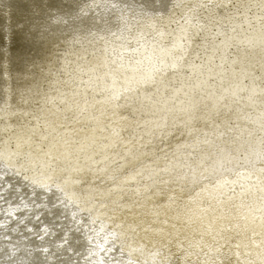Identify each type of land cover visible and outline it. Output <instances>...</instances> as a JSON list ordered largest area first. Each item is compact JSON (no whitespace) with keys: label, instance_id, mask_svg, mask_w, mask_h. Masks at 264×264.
<instances>
[{"label":"bare ground","instance_id":"1","mask_svg":"<svg viewBox=\"0 0 264 264\" xmlns=\"http://www.w3.org/2000/svg\"><path fill=\"white\" fill-rule=\"evenodd\" d=\"M197 1L165 0L164 6L171 13L184 7L177 23L205 10L222 24L229 23L227 10L230 17L238 8L241 18L248 8L256 14L252 23L240 18V29L207 25L201 43L207 54L182 47L179 54L162 53L161 42L144 33H129L134 0H30V10L22 0H0L9 13L0 28L20 25L11 21L21 19L23 11L42 12L26 20L33 45L2 49L9 60L0 63V186L5 185L0 198L24 196L26 206L0 225V264H128L133 259L132 264H169L172 249L180 264H264V167L257 165L264 166V12H259L264 0L201 7ZM15 4L22 13L10 9ZM216 26L219 32L212 35ZM121 30L126 44L118 42L119 47L112 32ZM184 33V41L193 36ZM129 43L135 47L124 49ZM211 69L214 77L207 74ZM78 122L98 124L89 139H96L95 153L40 164L43 156L33 150L37 140L51 143ZM227 126L241 131L223 136ZM210 137L218 143L216 152ZM198 140L202 148L193 154L192 141ZM26 153L33 162L22 174L14 168L24 164ZM40 170L48 175L46 183ZM25 177L35 182L33 188H27ZM99 195L110 210L144 200L142 209L130 210L137 213L131 223L124 222L160 227L154 230L156 240L171 246L159 254L141 239H127L130 230L121 236V246L107 242L110 231L102 233L88 220L100 218L90 214L91 198ZM41 232L44 238L38 240ZM39 241L44 250L36 247Z\"/></svg>","mask_w":264,"mask_h":264},{"label":"rangeland","instance_id":"2","mask_svg":"<svg viewBox=\"0 0 264 264\" xmlns=\"http://www.w3.org/2000/svg\"><path fill=\"white\" fill-rule=\"evenodd\" d=\"M28 1L30 2V0H26V1L22 0V2H27L28 3V7H29V10H30L31 9V6H30V3ZM212 1H213V3H212ZM219 1L221 2L222 0H203V2L201 0L200 1L198 0L197 2L199 4L201 3L200 4V7H201V6H206V5H208V6L209 5L210 6L218 5ZM19 2H20V0H19ZM1 3H0V13H1L0 14V19L7 18L6 16L9 13L5 10V7L3 5H1ZM164 3H165V0H134V5H135L134 8L135 9L129 14L130 17H131V19H132V23H134L133 24V30H130L129 33H131V32L133 34H135L136 32H138V34L144 33L145 34V37L147 39H150V37H152V38L158 40V42H161V44H162V47H161L162 53H164L166 51H175V53H177L179 51V54H180L181 47H182L185 50H188L190 52L192 51L191 53H194V52H197L198 53V51H199L200 54H207L204 50L203 51L201 50L202 47H204V45H202L201 43H203L204 42V38H206L205 29H207V25L208 26L209 25L212 26L213 23H214V25H216V23H219L220 22V24L222 26H224V25L227 26V27L237 26L240 29V23H238L239 20L243 19V21H247V23H252L253 16L256 14V12H255L256 10L253 11L251 8H248V14H247V16L245 18H244V16H242L243 18H241L240 17V13H239L240 12V8H238L237 12H235L236 14L234 13V16L230 17V13L227 10L225 12V15L224 16L225 17L226 16H229V18L226 19V20H228L229 23L223 21V24L225 23L223 25L222 24V21H219L216 18L214 19V22H213V20L210 19V16L213 15V13L211 11H209V10H205L204 11L203 10L204 12L200 11V12H198L199 14L194 12L195 14L192 15L191 18L185 19L182 23H177V22H175L176 20H178L177 19V13L180 12V11H182V9H184V7L181 6V5L180 6H177L176 7V9H177L176 12H172L171 13L170 12L171 9L170 8H167V6H164V5H166V3L165 4ZM138 4H140V5H138ZM239 4H240L239 2L233 3L234 7H237ZM188 5L190 7L192 6V4H190V3ZM18 7H19L18 4H15L14 6L11 5L10 9L11 10H14L15 13H22V11H19V9L17 10ZM250 10H251V12H250ZM184 11L185 10H183V12ZM192 11H194V10L192 9ZM46 12L47 11H45L44 13H46ZM259 12H260L261 15H263L261 12H264V11L261 10ZM36 13L37 12H35V11H34V13H30L31 18L29 19L30 16L28 14V10L27 11H23V16H22V14L20 15L21 16L20 17L21 19H19L18 21H16V23H15L14 20L11 21V22H13L12 24H18L19 23L20 25L17 26V25L5 24L7 26L4 25V26H2V28H0V39H2V42L0 41V63L1 64H2V62L4 63L5 60H9V57H7V58L5 57L7 53H5L6 52L5 50H2L3 47H4V49H6V48L9 49V48H14V47H12L14 44L15 45L20 44L19 45V47H20L22 44L30 43V41H31L30 39L31 38H29V37H31V33H33V31H32L33 29H31V26L30 27H27L26 26L27 25V21L26 20L27 19H29V20L35 19V18H37V15L39 17L40 16V13H42V12L39 11L37 14ZM165 15L166 16H169V18H167ZM25 16H27L26 19H25ZM206 16L209 17V18H207ZM0 22H2V21H0ZM196 27H199L200 28L199 29V32H198L200 35L199 34L197 35L198 38H197V36H194L195 35ZM15 28H17V29H15ZM134 28H135V30H134ZM182 29H184V30H182ZM184 31H187V32L188 31H192L194 38H192L193 37L192 36L191 38H188L185 41L183 39H181V38H183V35L185 34ZM215 31H218L219 32V30L217 29V26H216V29L213 28V31H211V34L212 35H215ZM236 32H237V30L232 31L230 33L231 34L230 36L233 38L234 35L236 34ZM4 33H7V37L3 35ZM29 34H30V36H29ZM112 34H114L113 35L114 37H116V35H117V40H116L117 42L116 43H117V45L119 47L120 46L122 47V45H120L119 43H121L123 45L126 44L125 43V40H126V38H125V32L123 34L122 33V30H121V32L120 31H115V32H112ZM201 35H203V36H201ZM14 36H15V39H14ZM17 39H19V40H17ZM21 39H22V41H21ZM212 39H213V37L211 36V40ZM223 40H225V39H223ZM12 42H13V44H12ZM128 42H129V40H128ZM224 43H227L228 44V42H224ZM31 44L33 45V41H31ZM3 45H5V46H3ZM200 45H202V46L200 47ZM134 47L135 46H133V45H131L129 43L126 47H124V49L134 48ZM210 48H212L211 50H214V48H216V46L210 45L209 49ZM228 48H230V47H228ZM22 49L25 50V51H28V50H26V48H22ZM194 49H196V50L194 51ZM116 51L118 53V51H120V50H116ZM2 53H5V54H2ZM27 53L36 55L33 51H30V52H27ZM2 59H4V60H2ZM1 70H3V69H1ZM207 74H208V76L211 75V77H214L213 69H211V72H208ZM151 83L153 84L154 82L152 81ZM144 87L151 88L153 91L156 88V86H148V85H146ZM248 122L251 123V120L248 119ZM119 123L122 124V122L118 121V124ZM125 125L126 124H124L122 127L124 128ZM75 126L76 125H73L69 129H67V130H65L63 132H60L59 133L60 135L59 134H56L57 136H55V137H57V139H55V141H53L51 143L46 139L45 140L46 143L42 145V144L39 143V140H37V143L35 144V146H33V150H34V152L36 151L39 154L41 153L40 155L43 156V157H41V160L38 161L40 164L53 166L57 162H60V160L62 161L63 159H66V158L67 159H70L71 158V160H73V159H76L77 157H80V156L83 157V155H86V156L87 155H91V154H93L94 151L97 150L96 147L94 148V145H93L94 144V141L96 139L94 141H89V139L92 138V135H90L91 131L94 132L95 130H97L98 124L97 123H94L91 126L82 127L80 125V123L78 122L77 126L76 127ZM232 128L234 130H232ZM73 130H74V132H73ZM223 131H227V133L222 134L223 136L226 135L228 137H232V136H236L237 133L240 132L241 130L239 131V130L235 129L233 126H227L226 129H224ZM94 136L96 137L97 135L93 134V137ZM105 139H107V138H105ZM43 140H44V138H43ZM207 140H209L210 144H212V146H213L212 147V150L216 152L218 150V148H216L215 145L218 144V143L215 141V138L214 137H210V138H207ZM76 141L78 142V144H77ZM223 141H226V139L222 138V142L221 143H223ZM246 141H245L246 146H249V145H247L249 142H246ZM192 143H193V144H191V145H193L192 146V150L195 148L192 153L193 154H197L198 152H200L199 150L202 148V146L200 144V141L199 140H198V142H193L192 141ZM76 149H77V152H76ZM31 153L24 154V157H25L24 158V164L21 165V166H16L14 168L15 171H17L19 173H22V172L24 173V171H26L27 168L29 166H31V162H33V159H31V157H32V154ZM50 154H51V156H50ZM52 155H53V157H52ZM45 156L47 157L46 159H45ZM69 156H71V157H69ZM48 159H49V161H48ZM77 159H79V158H77ZM257 165L261 166L262 168L264 167V166H262L260 164H257ZM251 169H253V166H251ZM256 171H257V169H256ZM42 172H43V170H40V173H38V175H41L42 176V177L40 176L39 179L42 180V181H44L43 183H46L45 181H47L48 175H45L44 172L43 173ZM254 173H255V171H254ZM228 174L226 172L222 176L225 177L226 175L228 176ZM229 176H230V174H229ZM93 177H96V176H93ZM124 177L125 176H122L123 179H124ZM76 178L78 179V180H76L77 182L80 181V180H82L81 178H78V177H76ZM225 179H226V177H225ZM33 182L34 181L31 180V179H29V177L27 178V180H24V183L27 185V188H33L34 187V183ZM223 183L228 184V182H223ZM43 185H46V184H43ZM3 189H5V185L4 186H0V196L3 194ZM64 193L66 194V192H64ZM73 193L75 195L79 196V192L78 191H73ZM60 196H61V198L59 200H61V201L64 200L65 197H66L63 194V192H61V195ZM119 196H122V194H119ZM146 199H148V198L146 197ZM91 202H92V204H94V207H91L94 211L93 212H90V214L91 215H94V216H98L100 218H98L97 220H93V219L91 220L92 217L89 216L88 220H90V222L91 221H94L96 224H98L96 226L99 227L98 230H101V232L104 231V230L110 231L109 233H111V235H112V238H110V239L112 241H107V242H110L111 244H114V243L117 242L121 246L122 245V243L120 241V239L122 238L121 236H125L123 233L126 232V231H128V230H130V232L127 235L128 236L127 239H129V240H137V239L140 240L141 239L144 242V244H146V245L148 244L147 246H150L149 248H151L153 246L155 248H157L158 251L160 252L159 254L163 253L164 251H166L171 246L169 244V242L166 243V241L163 240V239H161V238H159V239L156 240V238H157L158 235H157V233H155V231L157 232V230L158 231L161 230L160 227H158L159 229L158 228L155 229V227H153L150 223L145 224L144 227L142 226V224L141 225H139V224L136 225V224L133 223L131 226H129L127 223H125L126 221H130V223H131L133 216L137 215V213H134V215L132 216L130 210L132 211L133 209L134 210L135 209H138V207H141V209H142V207L144 206L142 204L144 202V200H141V202H138L135 205L132 204L131 207L125 206L121 210L116 209V208L115 209H111V210L110 209H105L106 208L105 207V200L102 199V197L100 195L91 198ZM133 205H134V207H133ZM23 206H26L24 196H18L14 200H11V199L8 200L6 198H0V225L7 224L10 221V219L12 218V216L14 214H16L17 212H19L18 211V208L23 207ZM153 206H154V204H153ZM24 210H25V208H24ZM9 213H11V215H9ZM13 217H15V216H13ZM101 218H103V219H101ZM149 219H150V222H152V221L154 222L156 220V217H152V218H149ZM122 221L123 222L125 221V222L123 223ZM165 221L166 220H164L162 222V226L163 227L164 226H167V223L168 222H165ZM88 222L89 221L85 220V224L86 225H87ZM146 225H147V227H146ZM113 228H114V230H113ZM105 232L106 231H104L102 233H105ZM145 233H146L147 236L145 235ZM38 234H39L38 235V240H40V238H42V237L44 238V233L43 232L38 233ZM98 235H100V233ZM144 235H145V238L143 237ZM147 240L149 241V243H148ZM136 243L137 244H140L138 242H136ZM36 247L39 248V249H41V250H44V246L42 244V241H39L38 242V245ZM171 252H172L173 255H171L172 257L168 260V263L169 264H178V262L182 260L181 257H179L177 255L178 254V251L172 249ZM196 255H197V253L195 252V255H193V257H196ZM167 256H169V255H167ZM167 256L165 255L164 257H167ZM160 258L163 259V256L161 255ZM135 261H137V260L136 259H133L132 260V262H135ZM203 261H206V260H202L200 262H203ZM227 261H229L228 258L224 262H227ZM179 264H180V262H179ZM182 264H191V263H190V261H184L183 260L182 261ZM249 264H251V263H249Z\"/></svg>","mask_w":264,"mask_h":264},{"label":"snow or ice","instance_id":"3","mask_svg":"<svg viewBox=\"0 0 264 264\" xmlns=\"http://www.w3.org/2000/svg\"><path fill=\"white\" fill-rule=\"evenodd\" d=\"M25 180H27V177H25ZM33 183H35V182H33ZM41 187L47 188V186H46V185H41ZM9 215H11V213H9ZM93 223H94V221H93ZM128 264H132V262H131V261H129V262H128Z\"/></svg>","mask_w":264,"mask_h":264}]
</instances>
